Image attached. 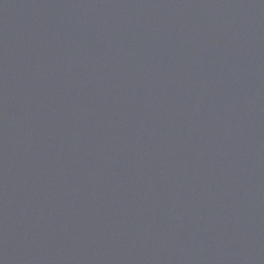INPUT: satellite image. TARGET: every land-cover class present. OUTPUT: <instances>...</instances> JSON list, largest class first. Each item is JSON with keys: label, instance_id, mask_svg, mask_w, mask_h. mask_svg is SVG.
Returning a JSON list of instances; mask_svg holds the SVG:
<instances>
[{"label": "water", "instance_id": "obj_1", "mask_svg": "<svg viewBox=\"0 0 264 264\" xmlns=\"http://www.w3.org/2000/svg\"><path fill=\"white\" fill-rule=\"evenodd\" d=\"M0 264H264V0H0Z\"/></svg>", "mask_w": 264, "mask_h": 264}]
</instances>
